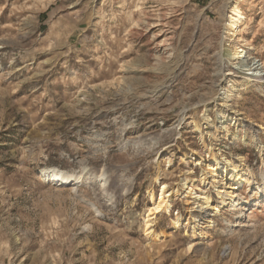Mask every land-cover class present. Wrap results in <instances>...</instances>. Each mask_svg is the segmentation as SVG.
<instances>
[{"label":"rangeland","instance_id":"obj_1","mask_svg":"<svg viewBox=\"0 0 264 264\" xmlns=\"http://www.w3.org/2000/svg\"><path fill=\"white\" fill-rule=\"evenodd\" d=\"M196 2L0 0V264H264L254 185L210 229L171 230L185 215L176 200L155 218L168 237L145 234L148 192L200 175L182 159L206 158L196 124L208 147L264 175V82L245 84L250 63L264 70V0ZM235 3L247 20L224 37ZM50 170L81 179L58 184Z\"/></svg>","mask_w":264,"mask_h":264},{"label":"bare ground","instance_id":"obj_2","mask_svg":"<svg viewBox=\"0 0 264 264\" xmlns=\"http://www.w3.org/2000/svg\"><path fill=\"white\" fill-rule=\"evenodd\" d=\"M242 1V0H238ZM231 14L228 15L227 20L224 25L223 36L226 37L230 34L238 33L241 28L245 25L247 17L239 7L238 3L231 6ZM242 51L238 46L233 47V59L239 60L242 58ZM254 59H251L252 61ZM251 74L246 78V86L254 87L262 84L264 82V70L260 68L257 63H250ZM264 93V92H263ZM228 98V97H227ZM229 110H224L219 113L218 119L220 123L225 121V118H230ZM207 117V115H204ZM226 122V121H225ZM196 132L201 134V142L204 149H206V158L200 157L197 152L193 157L187 158L183 155V163L188 164L187 160L190 162H195L196 167H200V175L195 177V172L189 170L182 175L181 180L177 184V188L169 192L168 187L164 185L162 189L159 190L158 194L154 190L148 192V198L150 200L151 206L145 211V234L154 242H159L161 239H166L168 233L161 232L158 233L154 230L155 218L160 213H165L171 215L173 209V203L176 200L183 201L185 206V215L177 213L171 218V230H178L187 224L193 227V233H198L203 227L202 224H206L205 230L210 229L214 226V222L211 216L218 214L225 207L236 210L239 207V202L237 201V191L248 185L249 187L254 185L257 186L262 192L264 189V175L262 176V184H258L255 178L250 175L245 170L244 158L238 160V163H233L227 161L223 158L221 148L208 147L204 141V137L201 133V125H195ZM260 145V144H259ZM222 168L225 169L224 173ZM53 175L55 181L58 184H67L70 180L76 181L78 184L79 177L70 176L66 173L59 172L57 170L43 171L42 177H48ZM103 177V176H101ZM211 189H215L219 196V201H215L211 195ZM198 212L201 216H194V213ZM192 219V221H190ZM230 235V230L228 231ZM204 238L206 233H202ZM192 247H190L191 249Z\"/></svg>","mask_w":264,"mask_h":264},{"label":"trees","instance_id":"obj_3","mask_svg":"<svg viewBox=\"0 0 264 264\" xmlns=\"http://www.w3.org/2000/svg\"><path fill=\"white\" fill-rule=\"evenodd\" d=\"M199 1H200V0H198V2H196V3H200Z\"/></svg>","mask_w":264,"mask_h":264}]
</instances>
